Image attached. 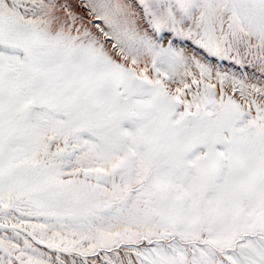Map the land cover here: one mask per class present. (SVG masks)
<instances>
[{
	"label": "snow or ice",
	"instance_id": "1",
	"mask_svg": "<svg viewBox=\"0 0 264 264\" xmlns=\"http://www.w3.org/2000/svg\"><path fill=\"white\" fill-rule=\"evenodd\" d=\"M0 264H264V0H0Z\"/></svg>",
	"mask_w": 264,
	"mask_h": 264
}]
</instances>
